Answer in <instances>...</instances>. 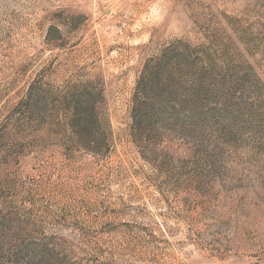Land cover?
<instances>
[{
	"label": "rangeland",
	"instance_id": "obj_1",
	"mask_svg": "<svg viewBox=\"0 0 264 264\" xmlns=\"http://www.w3.org/2000/svg\"><path fill=\"white\" fill-rule=\"evenodd\" d=\"M0 264H264V0H0Z\"/></svg>",
	"mask_w": 264,
	"mask_h": 264
}]
</instances>
